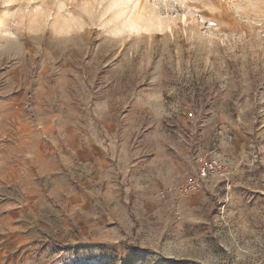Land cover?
Listing matches in <instances>:
<instances>
[{
	"label": "rangeland",
	"instance_id": "1",
	"mask_svg": "<svg viewBox=\"0 0 264 264\" xmlns=\"http://www.w3.org/2000/svg\"><path fill=\"white\" fill-rule=\"evenodd\" d=\"M0 239V264H264V0H0Z\"/></svg>",
	"mask_w": 264,
	"mask_h": 264
},
{
	"label": "built area",
	"instance_id": "2",
	"mask_svg": "<svg viewBox=\"0 0 264 264\" xmlns=\"http://www.w3.org/2000/svg\"><path fill=\"white\" fill-rule=\"evenodd\" d=\"M223 171L224 166L220 160L216 158L208 159L203 162L198 174L189 176L187 181L178 189L176 187H172L162 191L160 193V197L165 198L170 193H179L180 195H184L186 193L198 191L202 186L203 179L208 176L222 175Z\"/></svg>",
	"mask_w": 264,
	"mask_h": 264
},
{
	"label": "trees",
	"instance_id": "3",
	"mask_svg": "<svg viewBox=\"0 0 264 264\" xmlns=\"http://www.w3.org/2000/svg\"><path fill=\"white\" fill-rule=\"evenodd\" d=\"M45 240H46L47 242H49V243H52V242H53L52 239H51L49 236H45Z\"/></svg>",
	"mask_w": 264,
	"mask_h": 264
},
{
	"label": "crops",
	"instance_id": "4",
	"mask_svg": "<svg viewBox=\"0 0 264 264\" xmlns=\"http://www.w3.org/2000/svg\"><path fill=\"white\" fill-rule=\"evenodd\" d=\"M0 240H3V239H0ZM2 245V243L0 242V246ZM1 249V248H0ZM1 253L3 254V249H1Z\"/></svg>",
	"mask_w": 264,
	"mask_h": 264
},
{
	"label": "bare ground",
	"instance_id": "5",
	"mask_svg": "<svg viewBox=\"0 0 264 264\" xmlns=\"http://www.w3.org/2000/svg\"><path fill=\"white\" fill-rule=\"evenodd\" d=\"M159 28V27H158Z\"/></svg>",
	"mask_w": 264,
	"mask_h": 264
}]
</instances>
